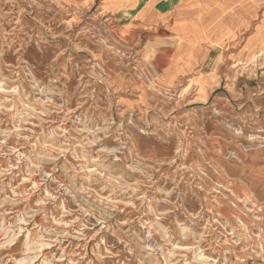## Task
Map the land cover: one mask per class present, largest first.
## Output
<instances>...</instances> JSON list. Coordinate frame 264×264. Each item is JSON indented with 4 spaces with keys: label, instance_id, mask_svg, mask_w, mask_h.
Wrapping results in <instances>:
<instances>
[{
    "label": "rangeland",
    "instance_id": "obj_1",
    "mask_svg": "<svg viewBox=\"0 0 264 264\" xmlns=\"http://www.w3.org/2000/svg\"><path fill=\"white\" fill-rule=\"evenodd\" d=\"M67 1L0 0V264H264L262 26L188 90Z\"/></svg>",
    "mask_w": 264,
    "mask_h": 264
},
{
    "label": "crops",
    "instance_id": "obj_2",
    "mask_svg": "<svg viewBox=\"0 0 264 264\" xmlns=\"http://www.w3.org/2000/svg\"><path fill=\"white\" fill-rule=\"evenodd\" d=\"M67 2L94 13L116 40L136 49L142 64L162 69L157 79L165 87L216 90L225 76L224 58L245 62L256 52L249 39L264 29V0Z\"/></svg>",
    "mask_w": 264,
    "mask_h": 264
},
{
    "label": "bare ground",
    "instance_id": "obj_3",
    "mask_svg": "<svg viewBox=\"0 0 264 264\" xmlns=\"http://www.w3.org/2000/svg\"><path fill=\"white\" fill-rule=\"evenodd\" d=\"M264 51V48H261V50L259 51V53H262ZM258 53V54H259ZM256 59V54L253 56V60Z\"/></svg>",
    "mask_w": 264,
    "mask_h": 264
}]
</instances>
